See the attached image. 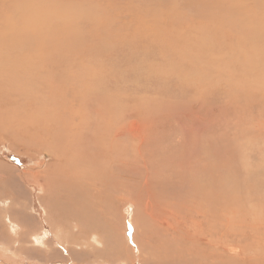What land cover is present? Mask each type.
<instances>
[{
	"label": "rangeland",
	"instance_id": "1",
	"mask_svg": "<svg viewBox=\"0 0 264 264\" xmlns=\"http://www.w3.org/2000/svg\"><path fill=\"white\" fill-rule=\"evenodd\" d=\"M98 1L0 0V264H264V11Z\"/></svg>",
	"mask_w": 264,
	"mask_h": 264
},
{
	"label": "bare ground",
	"instance_id": "2",
	"mask_svg": "<svg viewBox=\"0 0 264 264\" xmlns=\"http://www.w3.org/2000/svg\"><path fill=\"white\" fill-rule=\"evenodd\" d=\"M19 1V0H18ZM48 2H50V4L52 3V5H55V6H58V3L57 4H55V0H47ZM69 2V1H68ZM97 2H99L98 0H97ZM136 2H137V0H136ZM135 2V3H136ZM153 2V1H152ZM43 3V2H42ZM87 3V2H86ZM100 3V2H99ZM124 3H125V0H104V4L103 5H109V6H111V7H113L111 10L112 11H114V10H117V9H120V7L119 6H121V5H124ZM248 4H249V6L253 9V12H259L258 11V9H262V11H264V0H250V2H247ZM46 4H48V3H46ZM102 4V3H101ZM143 4V3H142ZM49 5V4H48ZM51 5V6H52ZM137 5V4H136ZM99 6V5H98ZM161 6V5H160ZM5 7H6V5H5ZM132 7V6H131ZM130 7V8H131ZM263 7V8H262ZM264 13V12H263ZM118 14H119V12H118ZM117 14V15H118ZM245 14V13H244ZM253 16H254V14H253ZM134 19V18H133ZM115 21V20H114ZM72 24V23H71ZM127 24V23H126ZM72 26V25H71ZM1 54V53H0ZM19 56V55H18ZM10 58V57H9ZM3 60V59H2ZM115 60V59H114ZM14 61V60H13ZM15 65V64H14ZM13 65V66H14ZM18 65V64H17ZM12 66V67H13ZM20 66V65H19ZM11 66H9L8 68H10ZM16 67V66H15ZM6 68V67H5ZM13 69H14V67H13ZM2 70V69H1ZM1 70H0V72H1ZM20 70V69H19ZM8 71H9V73L11 72V69H9V70H7L6 72L8 73ZM14 71V70H13ZM3 72V71H2ZM2 72H1V74H2ZM0 74V75H1ZM10 75V74H9ZM7 76H8V74H7ZM11 76H12V74H11ZM15 76V75H14ZM21 77H23V76H21ZM2 78H3V76H2ZM9 78V77H8ZM8 78H7V80H8ZM15 78V77H14ZM1 79V78H0ZM21 79V78H20ZM25 79V78H24ZM1 80H4V79H1ZM17 81V80H16ZM23 81V80H22ZM21 81V82H22ZM10 82V81H9ZM25 83H26V81H25ZM1 84V83H0ZM6 84H8L7 83V81H6ZM21 85L23 84V83H20ZM25 85V84H24ZM20 86V85H19ZM0 87H1V85H0ZM5 88H6V90L5 89H3L2 91H6L7 93L6 94H3L2 96H4V98H2L1 99V102L0 103H15V101H19V100H17V99H14V98H16V97H19V98H21L22 97V101H21V103H27V101H26V95H24L23 94V92L20 94V95H24V96H18V95H15V94H12L11 92L13 91H11V82L8 84V85H5L4 86ZM15 86H13V88H14ZM23 87V86H22ZM2 88V87H1ZM19 88V87H18ZM23 89V88H22ZM27 90V89H26ZM26 90H23L24 92L26 91ZM21 91V90H20ZM17 92V91H16ZM19 92V91H18ZM11 93V94H10ZM21 124H23L24 126H20ZM37 125V124H36ZM35 124H33V123H27V122H25V121H20V122H16V125H12V124H10V123H5L4 121H2L1 119H0V134L2 133V134H4V135H6V134H8L9 133V135L11 134V135H13V136H18L20 139H30L29 141H28V143L27 142H25V143H27L28 145H33L34 143H33V140L34 141H39L43 146H45V142H51V141H47V140H45L44 138H36L37 136H35V137H26V135L28 134V132H30V129H33L34 131H36V130H38V131H42V132H47V131H45V130H43L40 126H41V124L40 125H37L36 126ZM34 126V127H33ZM36 128V129H35ZM118 130H119V127L117 128V132H118ZM48 133V132H47ZM50 133V132H49ZM8 135V136H9ZM36 135V134H35ZM48 136V135H47ZM40 137V136H39ZM11 138H12V136H11ZM18 138V140H20ZM48 138L49 139H55V137L53 136V135H49L48 136ZM19 145V144H18ZM54 145H56V144H54ZM54 145H52V146H54ZM51 146V145H50ZM52 148V147H51ZM58 149V148H57ZM58 150H60V149H58ZM44 154V153H43ZM49 155V154H48ZM50 158H52V157H50ZM58 160V159H57ZM50 162H52V161H50ZM54 162V161H53ZM58 162V161H57ZM52 165V164H51ZM51 165H50V167H51ZM59 165H61V164H59ZM56 166H58V165H56ZM61 167V166H60ZM59 167V168H60ZM66 167H67V165H66ZM51 169V168H50ZM54 169H51L50 171L52 172ZM65 170H66V168H65ZM57 171V170H56ZM63 171H64V169H63ZM110 171V170H109ZM43 172H45V171H43ZM49 172V171H48ZM55 171H53V173H54ZM61 172V171H60ZM107 172V171H106ZM63 173V172H62ZM110 173V172H109ZM108 173V174H109ZM112 173H114V172H112ZM36 174V173H35ZM55 174V173H54ZM37 175V174H36ZM46 175V174H45ZM68 175V174H67ZM93 175V174H92ZM47 176V175H46ZM81 176V175H80ZM32 177H34V175L32 174ZM96 177V176H95ZM35 178V177H34ZM50 177L48 176V179H49ZM52 179V178H51ZM53 179H54V177H53ZM47 180V179H46ZM74 180H75V178H74ZM77 180H80V179H77L76 178V181ZM83 180H85V179H83ZM91 180V179H90ZM94 180V179H93ZM118 180V179H117ZM86 181V180H85ZM45 182V181H44ZM50 182V181H49ZM52 182V181H51ZM50 182V183H51ZM54 183H56L57 184V181H56V179L55 180H53V184ZM59 183V182H58ZM66 183V182H65ZM79 183V182H78ZM77 183V184H78ZM81 183V182H80ZM47 184V183H46ZM46 184H44V185H46ZM61 184V183H60ZM76 184V185H77ZM83 184V183H82ZM123 184V183H122ZM43 186V185H42ZM47 186H49V184L47 185ZM85 186V185H84ZM117 186V185H116ZM123 186V185H122ZM50 188V187H49ZM65 188V187H64ZM123 188V187H122ZM122 188H120V189H122ZM168 192V191H167ZM172 192V191H171ZM61 194V193H60ZM59 195V194H58ZM52 196V195H51ZM200 196V195H199ZM203 197V196H202ZM200 200V199H199ZM57 202V201H56ZM200 204H201V202H199ZM203 203V202H202ZM58 204V203H57ZM57 204H56V206H57ZM166 204V203H165ZM179 204V203H178ZM54 205V204H53ZM176 205V204H175ZM199 205V204H198ZM201 205H203V204H201ZM200 206V205H199ZM195 207V206H194ZM181 208H182V206H181ZM187 209V208H186ZM196 209V208H195ZM202 209V207L200 208V210ZM208 210V209H207ZM165 211V210H164ZM187 211V210H186ZM204 211V210H203ZM205 211H206V209H205ZM201 212H202V210H201ZM150 213V212H149ZM169 213H170V211H169ZM203 213V212H202ZM157 214H159V213H157ZM187 214H188V212H187ZM212 214V213H211ZM160 215V214H159ZM190 215V214H189ZM204 215H205V213H204ZM82 216V215H81ZM84 216H85V214H84ZM165 216V215H164ZM199 216H201V215H199ZM203 216V215H202ZM212 216V215H211ZM187 217V216H186ZM76 218V217H75ZM80 218V217H79ZM171 220V219H170ZM76 221V220H75ZM81 221V220H80ZM77 222V221H76ZM193 223V222H192ZM171 224V223H170ZM76 225H77V223H76ZM192 226V225H191ZM156 233V232H155Z\"/></svg>",
	"mask_w": 264,
	"mask_h": 264
}]
</instances>
